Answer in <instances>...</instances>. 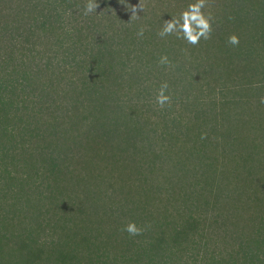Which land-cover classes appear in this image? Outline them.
<instances>
[{
	"label": "trees",
	"instance_id": "16d2710c",
	"mask_svg": "<svg viewBox=\"0 0 264 264\" xmlns=\"http://www.w3.org/2000/svg\"><path fill=\"white\" fill-rule=\"evenodd\" d=\"M191 2L0 5V264H264V0Z\"/></svg>",
	"mask_w": 264,
	"mask_h": 264
},
{
	"label": "clouds",
	"instance_id": "9594fccd",
	"mask_svg": "<svg viewBox=\"0 0 264 264\" xmlns=\"http://www.w3.org/2000/svg\"><path fill=\"white\" fill-rule=\"evenodd\" d=\"M145 0H139V5L131 6L129 5L128 10L131 12L132 19H139V11L145 10ZM208 6V0H193L189 3L177 16L172 17L170 20L163 21L160 30L157 35L163 39L167 36L175 35L177 39L184 40L188 45L193 47L199 45L201 39L207 41L212 37V23L213 16L210 12H205V8ZM99 7L97 0H87L84 7V15L88 16L96 12ZM145 28L141 26L137 32V37L142 38L145 33ZM227 44L231 46L239 45V37L236 34H231L227 38ZM159 66L171 67V61L167 55H161L158 60ZM169 89V84L164 81L160 84L159 89L156 92L155 103L160 108L163 109L166 105L170 106L171 96L167 94ZM261 103H264V97L260 99ZM202 139L205 136L202 135ZM122 231L128 233L129 236H139L142 235L144 229L137 226L135 221L127 222Z\"/></svg>",
	"mask_w": 264,
	"mask_h": 264
},
{
	"label": "rangeland",
	"instance_id": "374dc122",
	"mask_svg": "<svg viewBox=\"0 0 264 264\" xmlns=\"http://www.w3.org/2000/svg\"><path fill=\"white\" fill-rule=\"evenodd\" d=\"M6 1H7V0H2V1H0V5H1V6H6V5H7V4H5ZM10 5H14V3L11 2ZM99 10H100V8L98 7V8L96 9V11H99Z\"/></svg>",
	"mask_w": 264,
	"mask_h": 264
}]
</instances>
